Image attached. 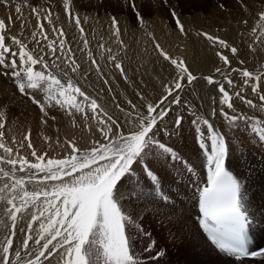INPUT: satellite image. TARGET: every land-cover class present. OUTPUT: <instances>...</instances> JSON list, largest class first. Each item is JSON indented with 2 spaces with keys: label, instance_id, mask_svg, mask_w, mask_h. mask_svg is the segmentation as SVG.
<instances>
[{
  "label": "snow or ice",
  "instance_id": "1",
  "mask_svg": "<svg viewBox=\"0 0 264 264\" xmlns=\"http://www.w3.org/2000/svg\"><path fill=\"white\" fill-rule=\"evenodd\" d=\"M160 2L167 7L176 31L186 36L187 30L175 5L168 0ZM13 3L14 0H0V5L9 9ZM57 3L68 27L75 30L73 39L78 46L82 42L80 51L86 53L87 69L78 62L63 22L57 23L60 21V13L55 11ZM128 3L135 25L143 30L152 50L173 71L162 82L163 92L158 99L150 100L145 94L137 93V102L127 100L126 106H122L113 97V110L99 102V93L92 96L77 81L86 80L94 72L109 93L112 92L109 73L118 72L128 81L124 66L128 46L121 39V21L117 15L108 14L107 28L117 48L114 50L106 46L107 42L98 41L95 54L83 25L96 17L82 16L76 0H45L44 4L34 6L29 0H23V5L15 3L22 30L27 23L23 7L30 8V15L37 22L31 33L34 43L31 49L22 38L23 32L12 33L13 16L0 18V69L4 75L11 76L18 92L37 106L41 123L47 125L49 119L56 121L57 116L50 115L56 109L74 128L82 129L86 125L87 131L97 137L83 147L75 138L45 137L48 150L63 153L50 156L48 150H37L30 139V130L19 140L15 136L7 137V105H0V264H53L57 258L60 264H146L147 261L159 264L165 250L153 254L156 241L137 224L136 211L125 205L140 207L145 200L167 204L170 197L159 188L160 177L154 168L157 161L180 164L190 177L195 175L197 166L162 137L178 133L184 116L173 114V105L183 104L189 110L192 106L180 94L200 80L215 90L213 103L218 101L221 106L218 112L224 121L230 122L229 130L243 124V131L252 133L248 142L264 147V126H261L264 118H257L249 129L253 117L234 107V101L239 100L249 109L259 107L264 112V67L259 71L242 67L245 60L240 59L238 46L201 32L198 35L210 42L214 50V71L209 75H194L182 56L171 54L147 30V22L135 0ZM237 3L244 11L255 9L258 26L264 29V0H237ZM218 7L223 9L225 4ZM239 22L248 23L243 17ZM45 24L56 34L55 40L49 38ZM259 44L264 45V39ZM248 49L255 50L252 44ZM223 50L230 52L241 67H233V59ZM217 61L221 62L219 66ZM246 91L258 97L259 105L245 96ZM215 115L217 109L213 108L211 116ZM194 117L195 140L203 157L200 167L206 169V183L196 184L194 193L198 206L196 226L221 253L235 257L236 261L264 257V249H250L254 216L249 211L241 180L226 167L231 142L210 118L195 114ZM139 173L149 181L147 191L137 179ZM130 225L137 229L135 233L129 229ZM138 235L148 238L142 249L148 254L146 257L137 253Z\"/></svg>",
  "mask_w": 264,
  "mask_h": 264
},
{
  "label": "bare ground",
  "instance_id": "2",
  "mask_svg": "<svg viewBox=\"0 0 264 264\" xmlns=\"http://www.w3.org/2000/svg\"><path fill=\"white\" fill-rule=\"evenodd\" d=\"M20 0H14V3H19ZM100 2V3H99ZM114 3V5H113ZM136 6H140L142 0L140 2L136 1ZM158 3V2H156ZM85 10H80V14L88 15L89 17H96V19H89L86 24H84V28L87 36H95L96 28L97 34L108 32V14H111L107 8H112V14L117 15L121 21V39L128 46L127 47V55L124 58V66L127 70L128 81L126 82L118 72L109 73L110 84L112 87V92L109 93L107 90V86L104 91H100L97 82H101V80L96 76L94 72H92V77L87 80H78L77 82L83 86V89L90 93L92 96H96L97 93L100 94L99 102H104V97H106L107 103L106 108L109 110L114 109V105L112 103L113 97L115 101L122 106H126L127 100H132L134 103L137 102L138 97L137 93L145 94L150 100H156L163 92L162 82L166 81L170 78V73H172L173 69L168 66L165 62L162 61L161 58L157 56V54L152 50V48L148 45L147 37L143 34V30L136 26V28H131L130 25L127 24V20L129 18H124L121 15L122 13H126L129 15L128 9L129 3L128 0H81L79 4ZM156 7V5H154ZM109 8V9H110ZM5 9V8H4ZM9 9V8H8ZM6 10V9H5ZM115 10V11H113ZM90 11V13H88ZM116 13V14H115ZM11 14L13 17L15 16V10L11 8L8 10L4 17H7ZM64 18V16H63ZM60 17V21L57 23L60 24L63 22V26L66 25V21ZM65 19V18H64ZM20 20V19H19ZM150 21V20H147ZM135 25V22H134ZM147 30L152 32L154 29L159 28L160 23L156 22H147ZM196 29V27H194ZM212 28V27H211ZM209 28V29H211ZM199 28H197L198 30ZM208 29V28H207ZM206 29V30H207ZM218 29V28H217ZM66 30V28H65ZM196 30V31H197ZM202 30V29H199ZM216 30V29H215ZM226 30V29H224ZM195 31V30H193ZM208 31V30H207ZM220 31V29L218 30ZM197 33V32H196ZM195 34V33H194ZM211 34V33H210ZM216 34V33H214ZM198 35V34H197ZM214 36V35H213ZM221 38H225L229 41L233 46H238L240 48V59L245 60V65L242 67H246L252 71H259L262 67H264V45L259 44L260 39H264V35L260 34L257 36H252L250 34L242 35L239 38H230L226 36H222ZM115 40V38L113 37ZM95 40H91L90 46L93 49L95 54L96 43ZM176 42V39H175ZM208 42V41H206ZM180 43V41H179ZM208 46H210V42H208ZM252 44L253 50L248 49V45ZM117 48V45L115 43ZM82 47V42L79 46L76 43L77 51L83 55L84 52L80 51ZM168 50L174 56H182L187 63L189 69L193 72L194 75H209L214 71V66L212 60L215 59L214 50L210 49L212 52L207 54H202L197 51L196 53H181L175 54L173 47H169ZM209 50V51H210ZM225 54L229 55L230 59H233V67H241L237 61L231 57L230 52L227 50ZM88 61H81V64L88 68ZM221 62L217 61V66H219ZM107 71V69H106ZM182 100L186 101L192 107L189 110H185L183 104L181 105H173L174 113H182L184 116L182 127L178 130L177 134L172 135L171 137L163 136L162 139L171 147H173L181 156L185 159L189 160L191 163L196 165V172L194 176L190 177V174L185 173L181 178V183L176 185V189L182 190L184 181H189V187H196V184H201L204 182V168L200 167L203 162V157L200 156V150L195 140V132L194 126L192 124V120L195 118V115L201 117H208L211 119L212 123L220 129L222 132L226 134V139L231 142L230 144V152L227 159L226 167L241 180L243 187L247 186L248 182L251 180V176L256 171V167L263 157L264 147L260 144L252 142H248V136L251 135V131L247 134L243 131L244 125L239 124L236 127H233L232 130H229L228 124L230 122L224 121L223 118L219 115L218 109L221 107L217 101V103H213V98L216 96L215 90L208 86L206 82L200 80L196 82L192 87L186 88L184 92L181 94ZM245 96L252 99L254 103L259 105L258 97L252 95L250 91L245 92ZM234 107L237 108L238 111H243L248 113L253 117L251 124L249 125V129L256 123L257 118H264V112H261L259 107L256 109H249L245 105H243L239 100L234 101ZM217 109V115L211 116L212 109ZM230 111V110H229ZM231 114V112H230ZM169 126H170V118H169ZM261 126H264L262 124ZM40 138L39 134L37 135ZM96 136H89L87 139L91 141L96 139ZM86 139V140H87ZM37 150L39 151L41 148L40 145H37ZM161 161H157L154 163V168L158 174L161 170ZM164 164V163H163ZM160 169V170H159ZM171 169V167H170ZM170 171V170H169ZM139 172V170H138ZM160 177V175H159ZM137 179L140 181V184L144 186V188H148L149 181L142 174L139 173ZM178 186V187H177ZM167 194L166 192L162 191ZM170 198H173L177 204H184L183 196L180 193L178 194H169ZM250 200V199H249ZM248 202V201H247ZM126 208L127 205H125ZM179 207V206H178ZM187 211L185 208H181V211L178 212L177 220L183 223H186V215ZM250 211V210H249ZM251 213H259L257 210H251ZM137 215V224L142 222L139 219L141 218V212L139 209L136 210ZM188 219V218H187ZM145 223L147 221H144ZM142 223H140L141 225ZM182 224V223H181ZM195 225V224H194ZM190 226V225H189ZM191 230L194 237V243L199 244L200 250L199 254L207 258L210 262L216 264H261L264 262L263 260L254 261V262H241L236 263L232 260L224 258L221 255L216 254L213 249L208 245V243L201 237L199 231L197 230L196 225L186 227ZM137 229L135 228L134 232ZM153 228L146 229L145 232L151 233L152 236ZM187 232L184 226L182 225L178 230L172 229L170 232V241L171 242H186ZM154 239V238H153ZM143 237L138 238V243L136 245V249L144 246ZM189 244L191 245L190 241ZM192 246V245H191ZM195 259H199L195 254ZM53 264H60L59 259L57 258Z\"/></svg>",
  "mask_w": 264,
  "mask_h": 264
},
{
  "label": "rangeland",
  "instance_id": "3",
  "mask_svg": "<svg viewBox=\"0 0 264 264\" xmlns=\"http://www.w3.org/2000/svg\"><path fill=\"white\" fill-rule=\"evenodd\" d=\"M136 1L140 2L141 0ZM80 2L81 0H76V7L78 11L85 10V8H82L79 5ZM168 2L172 5H175V10L179 14L180 19L184 23L187 30L186 36H181L176 31L174 21L168 14L167 7H165L160 2V0H142L141 5L137 7L144 15L146 22L155 23L157 20V22L160 23L159 28L154 29L152 33H154L158 41L165 49L173 47L175 54H181L184 52L197 54V51L202 54H207V52L211 53L212 48L208 46L209 43L206 42V40L202 36L197 35L201 32H207L209 34L211 33V35L214 36H226L230 38H239L242 35L246 34L257 36L264 33V29H261L258 26V17L256 16L255 9H252L251 11H244L239 7L237 0H168ZM19 3L23 5V0H20ZM29 3L34 6L37 3L44 4L45 0H29ZM220 3H224L225 8L221 9L220 7H218V4ZM154 5H156V7H154ZM45 6L47 5L45 4ZM256 7H259V5L257 4ZM12 8L15 9V3H13ZM109 8H107V10H109V12L112 14V8ZM8 10L11 9L0 5V18L6 19L7 17H4L3 15L6 14ZM22 10L24 20L27 21L26 27L23 30L21 29L22 21L16 18V13L13 17L14 23L11 24L10 27L13 34L19 35L21 32H23L22 38L26 43H28V46L31 49L34 47V43L31 40V33L35 30L37 22L35 18L30 15L29 7H23ZM55 11L57 13H60V17L63 18L64 15L61 12L60 3H57ZM128 12L129 15L126 12L122 13L123 15L121 16L124 18L128 17L129 21L127 20V24L130 25L131 28L133 26V28H136V25H134L133 14L130 8L128 9ZM88 13H90V11ZM241 17L248 21L246 25L239 22ZM64 18L63 20L66 21V25H64V27L66 28L65 31L68 32V38L70 41H72V48L75 52L78 62L81 63L82 60L87 62L88 60L86 53L81 55L76 49V42L73 39L75 30L68 27L67 19L65 16ZM194 27H196V29ZM45 28L49 32V38L55 40L56 34L51 32L47 24H45ZM197 28L202 30H197ZM219 29L220 31H218ZM253 29H255V33H253ZM97 30L98 28H96L95 36H88L90 43L92 39L95 40L94 43L96 44L98 41L107 42L106 46H110L115 50V40L113 39V36H111L110 32L97 34ZM147 43L151 47L150 43ZM82 67L87 69V67L83 65ZM36 70H40L39 66H36ZM91 77L92 72H90L87 79L83 81H87ZM73 79L76 80L77 77L73 75ZM97 86L100 91H104L106 88L102 81L97 82ZM106 103L107 100L106 97H104L103 104L105 105V107ZM0 105H7V137L15 136L16 139L19 140L30 130V139L34 146L37 147V145L39 144L40 147H43L41 149L44 150H48L47 143L45 142V137H51L55 139L57 136H59L61 140L65 138H75L79 142L81 147L86 144L90 145L92 142L90 139H87V137L91 136L92 134L87 131L86 125H82L83 130L81 128H74L69 123L67 117L64 116L63 113H59L56 109H52L50 112V115L57 116L56 121H52L51 119H49L47 125L42 124L41 113L39 112L37 106L32 104L27 96H22L17 91L15 85L13 84L11 76L4 75L2 69H0ZM89 123L94 122L89 121ZM93 131H95L94 128ZM38 134L40 138H38ZM48 151L50 156L63 155V153L59 150L55 152L51 150ZM160 173L161 174H158L160 175L159 188L161 191L166 192L167 195L171 193H180L181 196L184 197L183 190L184 193L186 189L188 192L192 191V186L189 187L188 180L184 181L182 190L177 191L176 189V185L181 183V178L186 173L180 164L171 165L165 163L163 164L162 162ZM144 189L145 191L148 190V188ZM247 204L249 206V210H253L249 205V201L247 202ZM127 207L130 211H136L137 209L140 210L141 218L139 220H142V222L140 223H142L141 226L144 231L146 229L148 230L149 228H153L152 236L154 239H151L155 240L157 243V248L153 249V254L159 249L165 250V256L161 258L159 264H216L210 262L207 258L199 254L200 250L202 251V247L200 248L199 244L194 243L193 233L190 229L188 231V228H186L195 226L189 211H187V215L185 217L186 223L177 220L178 218L176 215L181 211V208H183V210L184 208L186 209L185 203L180 205L177 204L173 198H170L166 205L159 201H157L156 203H152L148 200H145L141 202L140 207L133 208L129 205H127ZM144 221L147 222L145 223ZM140 223L138 224L140 225ZM182 225L186 229L187 237L189 238H186V242H171L169 240L170 232L172 231V229L178 230ZM129 229L134 232L135 227L130 225ZM139 237L143 236L138 235L135 237L137 243ZM143 241L144 246L139 249L137 248V253L141 257H146L148 254L142 252V249L148 242V238L143 237ZM189 241L192 246L189 244ZM195 254L199 259H195ZM146 264H157V262L147 261ZM261 264H264V262H261Z\"/></svg>",
  "mask_w": 264,
  "mask_h": 264
}]
</instances>
